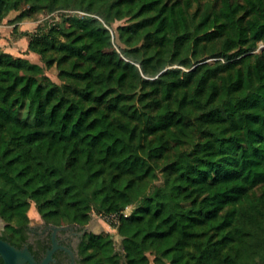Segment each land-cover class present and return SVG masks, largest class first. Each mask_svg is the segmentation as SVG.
Returning a JSON list of instances; mask_svg holds the SVG:
<instances>
[{"label": "trees", "instance_id": "obj_1", "mask_svg": "<svg viewBox=\"0 0 264 264\" xmlns=\"http://www.w3.org/2000/svg\"><path fill=\"white\" fill-rule=\"evenodd\" d=\"M262 7L0 0V24L82 12L20 32L47 67L75 61L60 85L45 90L44 66L0 50V217L25 225L33 203L49 223L117 215L123 254L90 233L83 264H263Z\"/></svg>", "mask_w": 264, "mask_h": 264}, {"label": "rangeland", "instance_id": "obj_2", "mask_svg": "<svg viewBox=\"0 0 264 264\" xmlns=\"http://www.w3.org/2000/svg\"><path fill=\"white\" fill-rule=\"evenodd\" d=\"M204 1H210L211 5L219 6L221 3V0H204ZM32 1H29L25 4V7H29L31 5ZM196 7L193 8V11H195ZM258 13L263 15L264 14V7L260 8L258 10ZM19 12H12L8 19L4 22L7 26V36L4 37V40L0 43V50L5 51L8 50L9 52L13 53L16 56H22L26 58L27 54V39L23 34L20 33V28L22 30H39L41 26L42 28H49V26H52L54 23L62 22L65 18L71 15H82V12L78 10H61L58 12H55L53 14H35L32 16L31 19L24 20V19H18ZM31 20V21H29ZM128 19H123L120 21H116L112 25V33L117 36L118 35V27L122 25L128 24ZM68 24V23H67ZM115 47H117L115 45ZM264 48V43L261 42L259 44V47L254 51V53L259 52L261 49ZM31 60V59H30ZM217 59H208L206 62L214 63ZM34 63H38L45 67V71L43 74H41L42 79L45 83V87L47 90L53 85H60L62 83L59 72L62 69H72L74 65V60H71L69 58H66L64 56H58V59L56 63L51 66L47 67L46 63L43 62L41 57L37 55L36 57L32 58L31 60ZM164 180L163 175L158 171V177L155 181V184H161ZM150 184L148 183L146 185V189H148ZM139 204V199H136L132 205L128 206L126 210L123 212L125 215H130L133 210L136 208V206ZM29 218L30 221L40 220L41 217L39 213L37 212L36 206L33 203L30 210H29ZM93 221L91 222L92 231L97 233H109L112 235L114 239L115 244V250L123 254V247H122V240L123 237L118 234V231L115 227H113L111 224H118L119 217L117 215H111V216H103L100 213H97L96 211H93L92 213ZM91 218V219H92ZM154 256L150 255V264H156L154 261ZM124 260V259H123ZM168 264V263H166Z\"/></svg>", "mask_w": 264, "mask_h": 264}, {"label": "flooded vegetation", "instance_id": "obj_3", "mask_svg": "<svg viewBox=\"0 0 264 264\" xmlns=\"http://www.w3.org/2000/svg\"><path fill=\"white\" fill-rule=\"evenodd\" d=\"M90 233H94L90 221L80 225L59 221L49 223L41 218L25 225H12L0 217V241L18 251L27 250L36 264L46 259V264H83L82 246ZM5 262L0 252V264ZM23 264L32 263L25 260ZM121 264H125L123 259Z\"/></svg>", "mask_w": 264, "mask_h": 264}, {"label": "water", "instance_id": "obj_4", "mask_svg": "<svg viewBox=\"0 0 264 264\" xmlns=\"http://www.w3.org/2000/svg\"><path fill=\"white\" fill-rule=\"evenodd\" d=\"M93 221V218L90 220V223ZM95 234H100L94 232ZM0 252L3 254L5 258V264H23L25 260H29L32 264H36L32 258V256L28 253L27 250L25 251H18L16 248L11 246L8 243L0 241ZM124 258V262H125ZM48 259L44 260L40 264H46ZM126 264V263H125Z\"/></svg>", "mask_w": 264, "mask_h": 264}, {"label": "crops", "instance_id": "obj_5", "mask_svg": "<svg viewBox=\"0 0 264 264\" xmlns=\"http://www.w3.org/2000/svg\"><path fill=\"white\" fill-rule=\"evenodd\" d=\"M29 21H31V20H29ZM7 26L5 25V23H3V24H0V43H1V41H3L4 40V37L5 36H7V33H9V32H7ZM21 30H20V32H23V31H28V30H22V28H20ZM30 31V30H29ZM32 31V30H31ZM26 39H27V48H28V43H29V41H28V38L27 37H25ZM27 50V49H26ZM7 52H9L8 50H6ZM9 53H11V52H9ZM13 54V53H12ZM37 56V54L36 53H33V52H29V53H27L26 54V58L27 59H31L32 60V58H34V57H36ZM30 60V61H31Z\"/></svg>", "mask_w": 264, "mask_h": 264}]
</instances>
